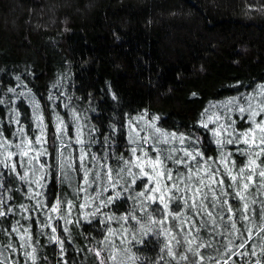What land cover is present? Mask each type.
<instances>
[{
  "label": "trees",
  "instance_id": "trees-1",
  "mask_svg": "<svg viewBox=\"0 0 264 264\" xmlns=\"http://www.w3.org/2000/svg\"><path fill=\"white\" fill-rule=\"evenodd\" d=\"M240 107L264 108V0H0V211L6 213L0 216V264H224L229 247L239 250L240 232L247 235L251 227L255 233L261 223L255 215L251 224L237 219L242 212H227L229 205L242 208L233 199L245 183L238 170L249 175V156L240 151L247 145L236 133L254 125ZM255 120H264V112ZM156 128L161 139L176 138L156 145ZM28 141L38 156L19 155ZM134 147L136 156L141 147L153 157V147L165 154L176 149V156L182 149L202 153L200 165L225 181L212 186L221 203L204 188L213 215L174 200L169 209L183 214L174 220L146 200L149 192L138 196L146 178L124 173ZM184 159L189 167L197 163ZM166 163L174 176L177 169L187 173ZM184 180L181 191L169 195L190 196L188 185L198 181ZM244 194L250 210L264 207L258 184ZM161 217L166 223L152 222ZM234 219L240 232L230 234ZM260 237L264 233L247 255L231 260L264 264Z\"/></svg>",
  "mask_w": 264,
  "mask_h": 264
},
{
  "label": "snow or ice",
  "instance_id": "snow-or-ice-1",
  "mask_svg": "<svg viewBox=\"0 0 264 264\" xmlns=\"http://www.w3.org/2000/svg\"><path fill=\"white\" fill-rule=\"evenodd\" d=\"M229 103H232V101H229ZM240 113H248L249 116L251 117L250 123H252L254 126L248 130L243 131L242 133H236V136L239 137V140L237 141L238 143H243L247 145V149H242L240 150L242 153L246 154L249 156L246 168L249 173V175L245 176L244 175V168H240L238 170L239 173V180H244L245 183L243 184L242 190L237 191L235 195L233 196V199H239L242 204V208L240 205H229L227 208V212L230 214V217H235L236 213L242 212V215L239 216L237 219L240 222L244 223H251L254 224L255 221L252 219L253 215H255L256 219L261 221L257 227V232H253L251 227H248L245 229L247 235H245L244 232H240V230L236 226V220H232L230 223V226L226 229L230 234L233 232H240V236H237L236 239H241V243L238 245H235L236 249H239L237 251H234L233 248L229 247L228 251L224 253V255H228L229 253L231 256H242V255H247L248 254V246L250 245L251 241L256 238V236L259 233H264V207H261L258 211L256 210H250L249 208V203L247 202V196L244 193L249 192V189L251 186L254 185H259L260 188H264V163L262 164H257V160L260 158L261 154H264V120H261L260 122H256L255 117L260 115L261 112H264V108H262L259 112L257 111H251L245 107H240L239 108ZM151 127H155L154 125H150ZM207 127V125H204ZM223 127V126H221ZM155 144L156 145H168L170 143L171 139H175V133H172L171 136L164 135V138L161 139V130L159 128L155 129ZM138 135V133H137ZM216 135L219 136L220 133L216 132ZM142 139L145 141V144H147L148 140L150 137L145 136L142 137ZM180 143H184V137L181 136L180 138ZM81 143L83 141H80ZM233 140H228L227 143H233ZM32 141H28L25 145V148L21 150L19 155H21L24 158H29V152H36L37 156L40 154L39 150L34 149L31 147ZM36 143H40L39 140L36 141ZM217 143H221V141H217ZM5 144H7V141H5ZM19 147V145H17ZM256 148L258 151L253 152L252 149ZM133 155L135 156L134 160H125L124 165L128 169V174L132 175L135 179H144L146 178L147 182L152 184L153 187L149 189L147 186H145L143 191H140L137 193L138 196L144 197L146 192L149 193H156L157 195H147L146 200L150 201L152 203H158L159 205H162L163 211L165 215H169L172 217V219H180L181 216L183 215L177 207L175 210H170L169 209V202L174 201V200H182L184 205L189 207L190 209H194L197 211V214H202L203 212H207V215L211 217L213 214L211 211H207L204 205V201H208L211 203V200H209V197L207 194H204V188L207 187L210 192H212V198L215 200V202L221 203L219 196L216 195L215 191H213V185L219 184L223 186L225 184V181L223 179H217V172L213 171L211 167L203 168L199 161H197V157H200V160H203V155L199 151H197L195 154L193 152L187 151L186 149H182L183 151V156H176L174 153L177 151L176 149L171 150V154H165V149L164 148H157L153 147L152 151L156 152L155 157L151 156L147 151L144 150L143 147L140 148V151L142 155L136 156L137 148H132L131 149ZM11 157V154H9V158ZM184 157H190L191 161H197L196 165L193 167H189L190 161L185 160ZM255 157V158H252ZM35 158V157H32ZM227 160V158H225ZM168 161H171L175 163L176 165L186 168L187 173L181 174L179 169L176 170L175 176L173 174V170L167 166ZM26 162V161H25ZM21 166L23 167V163H21ZM232 166L235 167V161H232ZM16 165L13 164L12 168L15 170ZM43 167V165H42ZM135 167L139 169V173H132L131 169ZM120 172H123L124 169L121 168L119 170ZM201 172H203V176H201ZM119 175V172L117 173ZM233 182V184L238 183V177L236 175H232L231 170L226 173ZM88 173H85L84 177V183L89 184L88 181ZM184 176H187L188 179H192L195 177L198 181V184L196 186L188 185V190L191 192V195L188 197H176L175 195H169L171 192H179L181 191L180 184H184ZM257 176L259 177V180H254L253 177ZM203 177H208V179H204ZM108 178L109 180H112V174L109 171L108 173ZM135 179L133 180V184H135ZM210 181V182H209ZM118 183V181H117ZM138 187V186H137ZM228 188L232 187V184L227 185ZM220 195L223 196H228L229 193L226 191H222ZM120 198V194L117 193L115 196H110L108 198V202H114L115 200ZM191 201V203H189ZM254 202V201H253ZM223 204H228L227 200L223 201ZM107 206V205H106ZM213 207L215 204L212 205ZM69 207H71L69 205ZM53 212L57 211L58 209L56 207H52L51 209ZM154 212L157 211L156 209L153 210ZM6 213L4 211H0V216L5 215ZM219 215V214H217ZM219 218L221 220H224L223 215H219ZM127 219V218H124ZM135 219V217H133ZM153 223H166L163 217H161L159 220H153ZM213 224H215V220L213 219L212 221ZM226 223H228L226 221ZM15 231V229H14ZM55 231V229H53ZM169 236H171V239L175 240L176 237L172 235L170 231L167 233ZM260 239H264V237H260ZM176 243L179 244L180 241L176 240ZM189 244L192 243V241H188ZM229 244H234V240H230ZM203 246H210L208 245H201ZM165 247L168 249L169 254H172L171 251V242H169ZM261 247H264V245H261ZM189 251H192L191 248L188 249ZM243 250V251H241ZM219 251V249H217ZM97 257L100 256L99 252L95 253ZM199 255V253H196ZM231 256H229L228 260L224 261V264H229L231 261V264H237V261L231 260ZM112 260H115V256L109 257ZM182 259H187L186 256H182ZM215 259V257H212ZM34 259V257H33ZM173 259H175V255H173ZM101 264H104L103 261H101Z\"/></svg>",
  "mask_w": 264,
  "mask_h": 264
},
{
  "label": "rangeland",
  "instance_id": "rangeland-1",
  "mask_svg": "<svg viewBox=\"0 0 264 264\" xmlns=\"http://www.w3.org/2000/svg\"><path fill=\"white\" fill-rule=\"evenodd\" d=\"M138 142H139V141H138ZM138 142H137V143H138ZM140 144H141V140H140ZM137 169H138V168H137ZM137 169H135V167H133V168L131 169L132 173H136ZM124 173H126V175H130V174H128V169H126V171H125ZM152 187H153L152 184L148 183V188L151 189ZM150 194H151V195H157L156 193H150Z\"/></svg>",
  "mask_w": 264,
  "mask_h": 264
}]
</instances>
